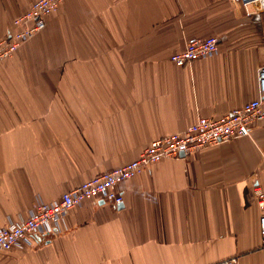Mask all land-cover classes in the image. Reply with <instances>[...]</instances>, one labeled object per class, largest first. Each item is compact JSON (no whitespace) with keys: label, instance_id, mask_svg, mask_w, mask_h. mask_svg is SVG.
Instances as JSON below:
<instances>
[{"label":"crops","instance_id":"1","mask_svg":"<svg viewBox=\"0 0 264 264\" xmlns=\"http://www.w3.org/2000/svg\"><path fill=\"white\" fill-rule=\"evenodd\" d=\"M34 1L0 0V38ZM251 11L232 0H62L0 61V227L200 116L260 97L264 13ZM210 35L215 54L171 61L187 39ZM256 183L264 119L123 181L121 206L71 208L57 234L0 251V264H264Z\"/></svg>","mask_w":264,"mask_h":264},{"label":"built area","instance_id":"2","mask_svg":"<svg viewBox=\"0 0 264 264\" xmlns=\"http://www.w3.org/2000/svg\"><path fill=\"white\" fill-rule=\"evenodd\" d=\"M232 1H239L248 9V14L252 13V7L264 13V0ZM61 2L62 0H35L24 13L15 17L12 29L0 38V61L12 56L22 43L42 31L47 17L58 9ZM218 44L219 39L214 35L189 38L184 49L173 53L170 59L178 65H184L215 54ZM257 88L260 97L249 100L241 107L217 117L200 116L184 130L153 140L137 158L124 165L82 181L54 201H36L25 216L8 220L0 227V251L32 247L36 236L57 234L67 211L86 201H107L118 207L122 202L119 185L161 159L185 157L205 147L248 136L252 126L264 119V103L261 98L264 95V61L258 67ZM253 194L258 207L263 211L259 226L261 244L264 246V186L254 184ZM235 263L236 259L230 258L212 264Z\"/></svg>","mask_w":264,"mask_h":264},{"label":"water","instance_id":"3","mask_svg":"<svg viewBox=\"0 0 264 264\" xmlns=\"http://www.w3.org/2000/svg\"><path fill=\"white\" fill-rule=\"evenodd\" d=\"M119 206H121V204H119Z\"/></svg>","mask_w":264,"mask_h":264}]
</instances>
